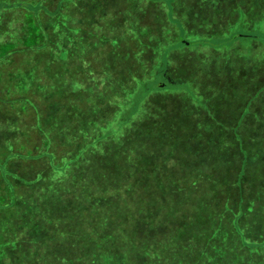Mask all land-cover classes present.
Segmentation results:
<instances>
[{
	"label": "rangeland",
	"instance_id": "374dc122",
	"mask_svg": "<svg viewBox=\"0 0 264 264\" xmlns=\"http://www.w3.org/2000/svg\"><path fill=\"white\" fill-rule=\"evenodd\" d=\"M13 1L0 264H264V0Z\"/></svg>",
	"mask_w": 264,
	"mask_h": 264
},
{
	"label": "trees",
	"instance_id": "16d2710c",
	"mask_svg": "<svg viewBox=\"0 0 264 264\" xmlns=\"http://www.w3.org/2000/svg\"><path fill=\"white\" fill-rule=\"evenodd\" d=\"M24 3L25 2H21L19 0H15L12 2V4L15 5V7L17 5H19V6L23 5ZM9 5L11 6V3ZM34 7L35 6L29 7V9L31 11L30 18H28L27 21H24V22H21L20 24H18L17 30L15 31V33H12L10 30V32H6V35L3 39H0V77L1 78H2V76L7 75V74L1 72L3 67H8V69H10V70H13V67H16V62L15 61H14L15 63L13 62L12 56H11L12 58L7 56L8 53H12V55L14 53L20 54L22 56V55H26V53H28L30 51L29 49H35L37 53H40L44 49L45 44H47V40H48V36H49L48 31H45L41 25L39 28L38 25L34 22V20H33V19H35ZM43 7L48 8L45 3L43 4ZM4 12L5 11H3L1 20L5 19V18H3ZM46 14L50 15V13H46ZM35 20H37V18ZM38 58H43V56L37 55V59H36L35 63L40 65L41 62ZM18 59H20V57ZM156 87H159V86H156ZM125 93H126V91H116V92H114L113 96H115V95L117 96V95L121 94L120 97L125 98ZM33 103L34 102L31 101V104H33ZM34 106H37V103H35ZM39 129H41L40 126H39ZM182 139H186V138H182ZM163 143L165 146L170 145V143H168L166 145V142L164 140H163ZM39 146L40 145H33V147L32 148L29 147V149L30 150L36 149V148H39ZM152 147H153V143H152ZM144 152H146L147 154L149 153V152H147V150ZM195 152L198 153V151H195ZM15 156L20 157L21 154H16ZM25 157H27V159ZM34 157L35 156H33L32 154H30V155L27 154L26 156H24V158L22 160L27 161L28 159H32ZM46 157H49V158H47V160H49L48 162L53 165L55 162V159H56V155L52 154V153H49V154L47 153ZM159 169L160 168H156V169L151 168L150 172H152L154 175H156L158 173ZM152 177H154V176L149 175L150 188L153 189L155 187L156 190L159 189V187L161 188V186L158 183V180L156 182H154V181H152ZM154 178H156V177H154ZM6 181H8V180H6ZM0 195L2 196V197H0V205H1L4 201L5 196L9 200L10 194H9L8 188L6 190V194H3V192H0ZM10 202H12V198L10 199ZM8 204H9V202H6V203H3L2 205H8ZM260 242H263V244H264V239H261ZM60 262L65 263L68 261H67V259L61 258Z\"/></svg>",
	"mask_w": 264,
	"mask_h": 264
}]
</instances>
